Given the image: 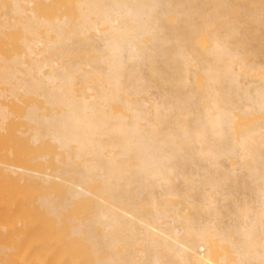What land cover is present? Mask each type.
I'll use <instances>...</instances> for the list:
<instances>
[{"label": "bare ground", "instance_id": "6f19581e", "mask_svg": "<svg viewBox=\"0 0 264 264\" xmlns=\"http://www.w3.org/2000/svg\"><path fill=\"white\" fill-rule=\"evenodd\" d=\"M5 180L0 263L264 264V0H0Z\"/></svg>", "mask_w": 264, "mask_h": 264}, {"label": "rangeland", "instance_id": "374dc122", "mask_svg": "<svg viewBox=\"0 0 264 264\" xmlns=\"http://www.w3.org/2000/svg\"><path fill=\"white\" fill-rule=\"evenodd\" d=\"M6 181H7V180H5V182L2 181L0 184H2V186L6 185ZM8 182H9V181H8ZM3 184H4V185H3ZM0 186H1V185H0ZM2 186L0 187V189H2V188L5 189V187H2ZM2 190H3V189H2ZM2 190H1V191H2ZM5 190H6V189H5ZM5 190H3V191H5ZM9 190H12V189H9ZM0 193H1V194H0V209H1L0 212H2V213L0 214V216H1V218H0V221H1V222H0V225H1L2 223H4L5 218H6L5 225H7V224L10 225V224H11L12 222H14V221H10L11 219H8V220H7V217H8V218H13V215H12V217H11V213H10V214L8 213L9 216H7V212H8L7 209H8V206H7L6 203H7V201L10 202V198L13 197V198H11L12 201H13V200H14V201L17 200V201L21 202V204H22L23 198L20 200L21 197H20V195H19L20 198H17V199H16V197L18 196V193L15 192V191H14L13 193H15L17 196H16L15 194H13V195L10 194V195H9V193H12V192H10V191H8V190H7V193L5 192V194H7L6 196L3 194L4 192H0ZM2 194H3V195H2ZM19 194H20V193H19ZM2 197H6V200L3 199ZM28 197H29V196H28ZM28 197L25 198V199L28 200ZM1 198H2V199H1ZM25 199H24V201H23L24 203H25ZM14 201H13V203H14ZM19 202H15V204H16V203L18 204ZM10 203H11V202H10ZM10 203H9L8 205H10ZM13 203H11V204L13 205ZM4 204H5V205H4ZM15 204H14V205H15ZM21 204H19V206H20L19 208H22V207H23V209H26V210L28 211V214H29V212L31 211V209H33V208L31 207V205L28 204V201H27V204H26V205L24 204V206H22ZM15 206H17V205H15ZM5 209H6V210H5ZM4 210H5V211H4ZM6 211H7V212H6ZM4 212H6V213H4ZM2 214H3V215H2ZM4 214H5V216H4ZM2 216H3V217H2ZM4 217H5V218H4ZM2 219H4V220L2 221ZM15 220H16V219H15ZM9 221H10V223H8ZM14 223H15V222H14ZM3 225H4V224H3ZM15 225H16V224H15ZM1 226H2V225H1ZM1 226H0V245H1V246H2L3 244H4V245H8V243H9V245H10L11 243L14 242V238H13L14 236H11V235H10L12 231H9V232H8V230H5V231H4V230H2ZM11 227H13L12 224H11ZM12 235H14V233H13ZM11 240H13V241L10 242ZM11 245H12V244H11ZM2 258H3V259H1V263H0V264H2V263H3V264H11V263H10V258H9V257L7 258L6 256H2ZM6 258H7V259H6ZM5 259H6V260H5ZM2 260H3V261H2ZM17 260H19V259H17ZM8 261H9V262H8ZM11 261H13V260H11ZM14 261L16 262V260H14ZM5 262H6V263H5Z\"/></svg>", "mask_w": 264, "mask_h": 264}]
</instances>
